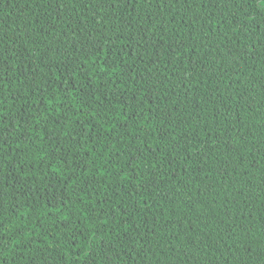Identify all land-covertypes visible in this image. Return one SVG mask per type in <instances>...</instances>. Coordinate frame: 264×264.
<instances>
[{
	"label": "trees",
	"instance_id": "trees-1",
	"mask_svg": "<svg viewBox=\"0 0 264 264\" xmlns=\"http://www.w3.org/2000/svg\"><path fill=\"white\" fill-rule=\"evenodd\" d=\"M262 0H0V264H264Z\"/></svg>",
	"mask_w": 264,
	"mask_h": 264
},
{
	"label": "snow or ice",
	"instance_id": "snow-or-ice-1",
	"mask_svg": "<svg viewBox=\"0 0 264 264\" xmlns=\"http://www.w3.org/2000/svg\"><path fill=\"white\" fill-rule=\"evenodd\" d=\"M262 2H264V0H262ZM261 11H264V8H262Z\"/></svg>",
	"mask_w": 264,
	"mask_h": 264
}]
</instances>
